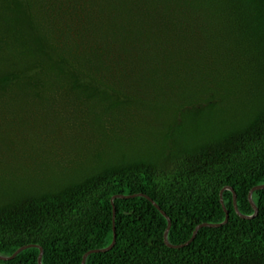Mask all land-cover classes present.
Here are the masks:
<instances>
[{
	"label": "trees",
	"instance_id": "16d2710c",
	"mask_svg": "<svg viewBox=\"0 0 264 264\" xmlns=\"http://www.w3.org/2000/svg\"><path fill=\"white\" fill-rule=\"evenodd\" d=\"M261 185L264 0H0V264H264Z\"/></svg>",
	"mask_w": 264,
	"mask_h": 264
},
{
	"label": "water",
	"instance_id": "95a60500",
	"mask_svg": "<svg viewBox=\"0 0 264 264\" xmlns=\"http://www.w3.org/2000/svg\"><path fill=\"white\" fill-rule=\"evenodd\" d=\"M262 189H264V185L257 186V187H255L254 189H252V191L250 192L249 199H250V202H251V204H252V206H253V208H254V210H255V214H254L253 216H246V215H243V214L240 212V210H239V207H238V200H237V195H236V193H235V190H234L232 187H226V188L222 191V193H221V203H222V205H223V207H224V209H225V212H226V214H227L226 221H225L223 224H202V225L198 226V227L196 228L195 233H194V235H193V238L191 239L190 242H192V241L197 237L199 231H200L202 228H204V227H213V228H217V227H221V226H223V225H225V224H227V223L229 222V219H230V213H229V211L227 210V208H226V206H225V203H224V197H223L225 191H232V192L234 193V204H235L236 211H237V213H238V215H239L240 217H242L243 219H254V218H256V216H258V214H259V210H258L257 205H256L255 202H254L253 196H254V193H255L256 191H258V190H262ZM138 196H143V197H146L147 199L151 200V201L157 206V208L160 209V210L162 211V209L160 208V206H159L156 202H154L149 196H146V195H143V194L133 195V196L118 195V196H115V197L112 199V202H113V204H114L115 199H118V198H119V199H125V198H132V197H138ZM162 213L168 218V221H169L168 229H167V231H166V233H165V242L167 243V245H168L169 247H172V248H181V247H183L184 245H181V246H174V245L170 244V242H169V233H170V230H171V227H172V221H171V219L167 216V214H166L164 211H162ZM116 214H117V210H116V208L114 207V219H115V217H116ZM114 231H115V237H114V241H113L112 245H111L109 248H106V249L93 250V251L88 252V253L84 256L83 264H86L87 259H88V257H89L91 254L108 252V251H110L111 249L114 248V246L116 245V238H117L116 227L114 228ZM186 245H187V244H186ZM34 247H36V246H34V245H29V246L22 247V248H20V249L14 254V255H12L11 257H2V256H0V259L5 260V261L13 260V259H15L20 253H22L23 251H25V250H27V249H29V248H34ZM39 248H40V250H41L40 255H39V264H43L44 250H43V248H41V247H39Z\"/></svg>",
	"mask_w": 264,
	"mask_h": 264
}]
</instances>
